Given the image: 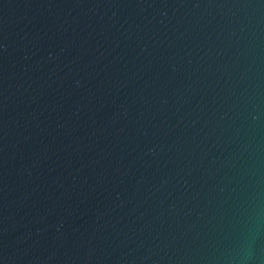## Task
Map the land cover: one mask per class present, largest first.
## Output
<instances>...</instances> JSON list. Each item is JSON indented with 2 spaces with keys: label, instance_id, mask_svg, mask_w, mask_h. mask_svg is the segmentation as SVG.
I'll return each mask as SVG.
<instances>
[{
  "label": "water",
  "instance_id": "95a60500",
  "mask_svg": "<svg viewBox=\"0 0 264 264\" xmlns=\"http://www.w3.org/2000/svg\"><path fill=\"white\" fill-rule=\"evenodd\" d=\"M0 264H264V0H0Z\"/></svg>",
  "mask_w": 264,
  "mask_h": 264
}]
</instances>
